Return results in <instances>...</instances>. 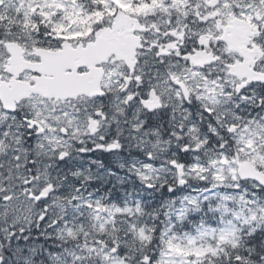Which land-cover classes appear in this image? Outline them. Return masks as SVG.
I'll return each instance as SVG.
<instances>
[{
    "label": "snow or ice",
    "instance_id": "1",
    "mask_svg": "<svg viewBox=\"0 0 264 264\" xmlns=\"http://www.w3.org/2000/svg\"><path fill=\"white\" fill-rule=\"evenodd\" d=\"M0 264H264V0H0Z\"/></svg>",
    "mask_w": 264,
    "mask_h": 264
}]
</instances>
